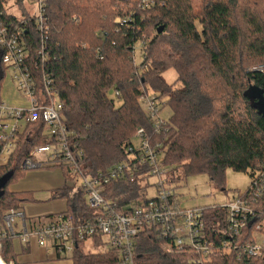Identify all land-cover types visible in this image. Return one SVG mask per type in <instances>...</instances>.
I'll return each instance as SVG.
<instances>
[{"label": "trees", "instance_id": "1", "mask_svg": "<svg viewBox=\"0 0 264 264\" xmlns=\"http://www.w3.org/2000/svg\"><path fill=\"white\" fill-rule=\"evenodd\" d=\"M24 1L0 0V15L16 23L20 17L9 14L7 7L14 2L21 9V19L27 22L28 64L38 83L41 70L50 76L64 104L71 145L81 152L87 174L106 172L127 160L137 131L144 128L163 144L161 162L172 169L175 183L205 174L222 188L226 171L232 170L251 179L237 194L256 182L255 194L264 188V113L258 105L261 98L249 92L254 88L264 98V72L254 70L264 65V0H168L145 12L138 9L139 0H46L43 32L38 31L35 16L24 9ZM41 37L44 63L38 55ZM138 43L143 44V56L137 67L133 55ZM170 70L177 73L173 84L163 76ZM2 73L0 64V85ZM143 89L159 97L161 114L164 107L171 110L168 118L161 117V133L143 109ZM44 128L42 121L29 125L9 162L0 165V178L14 172L0 197V218L32 201L28 193L10 191L9 184L28 171L23 164L34 147L50 143ZM4 145L0 142V152ZM62 170L66 180L71 179L68 170ZM132 180L112 181L107 199H119L121 204L138 199L143 179L136 175ZM53 197L66 200L61 214L72 215L76 222L95 215L81 188L74 191L66 186ZM253 207L250 232L264 219V190ZM226 212L209 208L210 229L224 227ZM13 241L2 242V258L18 264ZM102 243L96 240L95 247ZM135 254L137 264H189L190 260L185 255L166 256L158 240L145 233L137 238ZM72 256L73 264L119 262L118 251L93 253L85 241L77 243ZM212 264H264V256L238 259L235 253L219 250Z\"/></svg>", "mask_w": 264, "mask_h": 264}, {"label": "built area", "instance_id": "2", "mask_svg": "<svg viewBox=\"0 0 264 264\" xmlns=\"http://www.w3.org/2000/svg\"><path fill=\"white\" fill-rule=\"evenodd\" d=\"M34 1L35 24L38 31L43 32L46 0ZM167 1L139 0L138 9L149 11ZM26 25V20L21 17L14 23L6 14L0 15L1 78L9 74L19 95L16 105L3 100L1 83L0 142L5 145L0 152V165L9 162L20 135L27 127L42 121L45 127L43 134L50 143L35 146L23 168L65 167L71 180H82L79 188L84 192L87 207L95 215L76 222L72 215L66 213L29 219L22 208L8 210L0 218V264H14L2 258V242L6 239L18 240L24 245L34 240L40 247L62 259H71L77 243L85 241L90 252L115 250L119 253L118 264H137L135 246L142 233L157 239L161 252L166 256L185 255L190 258L189 264H212V257L219 250L235 253L238 259L264 256V219L252 227L251 232L248 230L255 217L253 205L263 196L264 188L258 189L255 194L254 189L258 187L256 182L250 190L237 194L233 201L223 207H209L227 211L224 227L220 224L212 230L206 217L209 208L182 207L173 187V171L161 162L163 144L154 141L144 128L137 131L135 137L140 139V145L137 147L135 144L129 149L131 154L127 160L111 166L106 172L93 176L87 174L80 160L81 152H75L71 145L72 133L66 127L62 115L64 104L60 102L50 76L41 70L38 83L35 71L28 64L30 56L24 37ZM41 41L38 55L44 63L47 56L44 54L43 37ZM254 70L262 73L264 67ZM142 92L144 110L152 118L156 132L161 133L164 124L159 97L145 89ZM119 97V93L115 92V98ZM38 155L46 156L47 161L38 162ZM136 175L143 179L138 199L122 204L119 199H107V185L112 181H133ZM150 178L156 181L153 185H150ZM151 186L155 187V193L149 196ZM224 237L227 239L224 240ZM96 240H102L103 243L95 247Z\"/></svg>", "mask_w": 264, "mask_h": 264}, {"label": "rangeland", "instance_id": "3", "mask_svg": "<svg viewBox=\"0 0 264 264\" xmlns=\"http://www.w3.org/2000/svg\"><path fill=\"white\" fill-rule=\"evenodd\" d=\"M23 6L27 12L36 14V1L25 0ZM7 12L15 17H21L22 15L21 9L14 2L9 3ZM246 29L247 28L245 27V30ZM142 47L143 44L141 43H138L135 46L134 52L136 54L135 56L133 55V61L135 60L137 67L139 66L138 64L142 62ZM261 66L264 67V65ZM163 76L169 84H173L176 81L177 73L174 70H170L164 73ZM2 86V99L13 105L19 103V95L16 93L15 86L12 84L9 74L8 77L3 79ZM251 92L255 96H259V92H257L256 89L253 88ZM149 93H152L150 89ZM120 103V101H117V106H119ZM259 106L261 112L264 113V101L260 102ZM170 114L171 110L168 107H164L161 117L168 118ZM134 143L138 147V145H140V139L135 138ZM37 161L46 162L47 158L46 156L38 155ZM64 173L65 171L62 170L61 167L28 170L23 173L21 177H18L15 181L9 184V190L18 193L24 192L31 195L32 201L25 204V208L38 207L41 208L44 213H62L66 209V204L63 200L55 199L53 197V192L63 189L66 186L77 191L79 186L82 185V180L80 178L66 180ZM225 179V186L220 188L209 179L208 175L198 174L188 176L186 179L179 182H174L173 187L176 189V194L179 195V200L184 208H209L211 206L223 207V205L234 200L238 191H244L251 183V179L246 173H235L232 170L226 171ZM149 181L150 185H153L156 182L154 178H150ZM154 193L155 187L151 186L149 188V196ZM90 250L92 251L91 248ZM71 261L73 263L72 258ZM13 263L16 264L14 261Z\"/></svg>", "mask_w": 264, "mask_h": 264}, {"label": "crops", "instance_id": "4", "mask_svg": "<svg viewBox=\"0 0 264 264\" xmlns=\"http://www.w3.org/2000/svg\"><path fill=\"white\" fill-rule=\"evenodd\" d=\"M63 202L66 204V200H63ZM22 209L29 219L61 214L44 213L41 208H25V205L22 206ZM13 243L14 251L16 253V256L18 257V264H73L70 258L62 259L59 256L55 255V253L49 252L45 248L40 247L34 240L30 241L28 245H24L18 240H14Z\"/></svg>", "mask_w": 264, "mask_h": 264}, {"label": "water", "instance_id": "5", "mask_svg": "<svg viewBox=\"0 0 264 264\" xmlns=\"http://www.w3.org/2000/svg\"><path fill=\"white\" fill-rule=\"evenodd\" d=\"M163 30H164V27L162 26L158 30V33L159 34L162 33ZM251 90H249V92H251ZM251 94H252V92H251ZM262 97H263L262 94H259V98H261L260 99L261 102L264 101V98H262ZM13 175H14V172L11 171V172L7 173L4 177L0 178V197H2L4 195L5 189L7 188V184L9 183V181L11 180V178L13 177Z\"/></svg>", "mask_w": 264, "mask_h": 264}]
</instances>
